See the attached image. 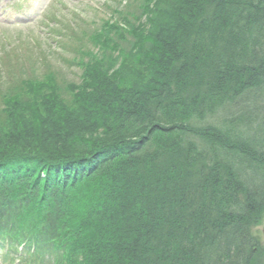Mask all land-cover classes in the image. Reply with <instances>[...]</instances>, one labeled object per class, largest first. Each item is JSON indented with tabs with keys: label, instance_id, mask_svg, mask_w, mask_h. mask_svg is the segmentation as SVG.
Listing matches in <instances>:
<instances>
[{
	"label": "trees",
	"instance_id": "1",
	"mask_svg": "<svg viewBox=\"0 0 264 264\" xmlns=\"http://www.w3.org/2000/svg\"><path fill=\"white\" fill-rule=\"evenodd\" d=\"M113 9L79 83L0 89V238L41 264H264V0Z\"/></svg>",
	"mask_w": 264,
	"mask_h": 264
},
{
	"label": "rangeland",
	"instance_id": "2",
	"mask_svg": "<svg viewBox=\"0 0 264 264\" xmlns=\"http://www.w3.org/2000/svg\"><path fill=\"white\" fill-rule=\"evenodd\" d=\"M119 5L120 0H0V89L24 75L51 71L63 84L79 83L81 49L91 46L90 35ZM255 230L264 247V220ZM5 256L0 246V264ZM19 257L25 264L28 254Z\"/></svg>",
	"mask_w": 264,
	"mask_h": 264
}]
</instances>
